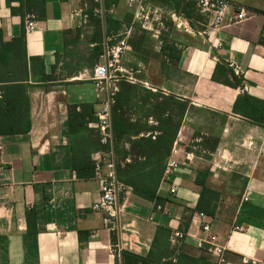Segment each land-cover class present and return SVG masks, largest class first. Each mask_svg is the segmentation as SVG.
<instances>
[{
	"label": "crops",
	"instance_id": "0c3cea01",
	"mask_svg": "<svg viewBox=\"0 0 264 264\" xmlns=\"http://www.w3.org/2000/svg\"><path fill=\"white\" fill-rule=\"evenodd\" d=\"M230 1L251 16L236 23L229 13L209 37L210 15L183 0H149L144 10L127 0H0L1 123L6 101L16 106V133H0V264H215L198 246L203 221L228 264H264V0ZM29 11L37 22L26 34ZM124 30L121 64L135 80L125 72L112 79L121 136L105 152L117 172L119 164L146 172L152 153L166 154L163 172L175 142L200 141L203 149L169 184L158 183L169 214L118 173L129 189L112 230L106 213L92 209L100 180L84 165L99 150L96 122L72 126L69 110L97 113L110 99L111 88L99 93L78 76L103 62L107 37ZM163 134L177 137L160 148L142 142ZM173 229L189 234L181 248L169 242Z\"/></svg>",
	"mask_w": 264,
	"mask_h": 264
},
{
	"label": "built area",
	"instance_id": "2783aa9c",
	"mask_svg": "<svg viewBox=\"0 0 264 264\" xmlns=\"http://www.w3.org/2000/svg\"><path fill=\"white\" fill-rule=\"evenodd\" d=\"M149 0H127L130 6H137L139 9L144 10L145 5ZM188 3L196 5L204 13H208L211 17L207 28L203 31L206 35L211 37L214 33L218 32L222 28V23L225 20L227 14L233 13L234 22L241 23L247 20L251 15V11L245 5L241 3H235L230 0H183ZM84 20L89 18V14L83 11H79ZM101 11L95 10L97 15ZM37 15L33 11H29L24 16V31L26 34L31 33L36 26ZM130 30H124L117 34H112L107 37L106 48L101 56L104 60L98 63L93 68H85L80 79H88L94 82L98 92H102L105 89L111 88V96L107 101L103 109L96 113L98 122L96 127L102 133L103 140L110 139L112 137V106L115 102L113 98L112 79L116 78L117 72H125L126 78L130 81H134L133 75L126 71L121 64L122 57L126 50L129 48L128 37ZM215 49H219L221 44L219 42H213ZM236 76H241L242 71L239 65L235 62H230ZM243 92L249 91L250 87L247 83L239 85ZM194 148H196L194 146ZM3 149V145L0 143V152ZM195 151L182 146L180 143L175 142L170 155L168 156L164 173L162 177L163 183H170L171 178L182 165L187 164L195 158ZM94 161V176L100 180L101 195L100 198L94 202L92 209L103 210L106 213V222L110 225L112 230L118 227V217L120 210L117 208L120 195L128 192L129 186L122 182L118 177L116 169V161L113 154L105 151H98L92 155ZM170 193H176V187L170 185ZM247 200V198L245 197ZM155 209L165 214H169V210L164 203H155ZM199 216L203 219L204 212H199ZM235 229L244 230L243 226L236 225ZM189 234L182 229H173L169 235V242L177 247L181 248L186 242ZM198 246L202 249H206L215 258V264H228L225 256L226 247L219 242L218 234L211 228V225L205 221L202 222L200 232L196 235Z\"/></svg>",
	"mask_w": 264,
	"mask_h": 264
},
{
	"label": "trees",
	"instance_id": "16d2710c",
	"mask_svg": "<svg viewBox=\"0 0 264 264\" xmlns=\"http://www.w3.org/2000/svg\"><path fill=\"white\" fill-rule=\"evenodd\" d=\"M4 113H5V119L3 123L0 122V133L6 134V133H16V106L11 105V102L6 101V104L2 107ZM113 110H115V106L113 107ZM72 108L69 110L70 118H71V124L74 125H84L89 124L90 122H98V117L96 116L95 112H91L87 109H83L81 112L75 111V115H73ZM74 116V117H73ZM80 117V118H79ZM74 123V124H73ZM24 124L22 123L20 126V130L23 129ZM30 128V123L29 127ZM95 130L99 131L98 128H95ZM115 130H117L116 126V120L113 118L112 114V137L108 139L107 143L102 142L101 137H99V150H96L91 153V159L88 158L85 161V164L87 167H90L92 170H94V161L92 158V155L95 152L98 151H109L110 148H113V145L118 141V138L121 136V134H115ZM28 131V129H27ZM94 131V129H92ZM177 134H163V136H157V139L155 141L150 142L151 138L142 139V142L144 141L147 145H153L155 148H160L161 144L167 143V141H170V143H174L175 138ZM170 136V137H169ZM159 139H162V142L159 141ZM171 144V145H172ZM172 147V146H171ZM170 147V150H171ZM115 149V147H114ZM155 151V150H154ZM89 156V157H90ZM166 154H158V157L156 156V153L148 154V162L151 169L147 170L146 172L139 169V167H133L131 165H125L124 168H121L120 164L118 165V173L120 175V178L122 181L127 183L128 185H131L137 192H139L141 195L155 199L158 203H164V199L160 198L156 194V188L158 187V183L162 180V176L164 173L160 171V162L162 159H166ZM166 162V160H165ZM76 167L78 165H75ZM83 167V166H82ZM79 174H85L81 169H79ZM155 181V185L152 186L148 182ZM125 255V254H124Z\"/></svg>",
	"mask_w": 264,
	"mask_h": 264
},
{
	"label": "rangeland",
	"instance_id": "374dc122",
	"mask_svg": "<svg viewBox=\"0 0 264 264\" xmlns=\"http://www.w3.org/2000/svg\"><path fill=\"white\" fill-rule=\"evenodd\" d=\"M196 6V5H195ZM197 7V6H196ZM198 8V7H197ZM200 9V8H199ZM91 133L92 134H94V136H96V137H101V140L104 142V143H107V141H108V139L107 140H103V135H102V133L99 131H96L95 129H94V131L92 132L91 131ZM177 137V136H176ZM202 142V141H201ZM174 145V144H173ZM194 146L196 147V148H194ZM173 147V146H172ZM172 147H171V150H172ZM203 146L201 145V143H200V141H194L193 143H191V146H190V149H192V150H194V151H196V150H202L203 148H202ZM171 150H170V153H171Z\"/></svg>",
	"mask_w": 264,
	"mask_h": 264
}]
</instances>
